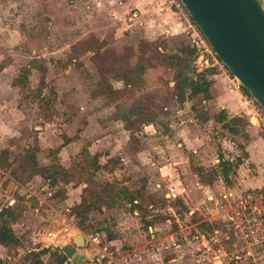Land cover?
Returning <instances> with one entry per match:
<instances>
[{
  "label": "rangeland",
  "instance_id": "obj_1",
  "mask_svg": "<svg viewBox=\"0 0 264 264\" xmlns=\"http://www.w3.org/2000/svg\"><path fill=\"white\" fill-rule=\"evenodd\" d=\"M261 3L264 7V0ZM114 5L111 0H0V192L4 194L0 206L10 197L6 195L16 200L8 204L20 213L12 227L21 244L7 250L19 253L16 260L24 264L35 260L33 248L43 243L34 245V237L51 224L61 229L47 234L58 246H43L51 252L61 245L55 239L59 232L62 239L73 233L88 239L99 234L98 246L87 240L84 247L92 260L83 264H99L97 258L108 264V257L101 256L104 250L120 264L125 260L162 264L161 257L174 254V241L191 249L194 232L184 228L185 219L173 223L180 196L170 195L160 167L175 159L178 137L173 131L182 119L189 125L193 116L198 124L205 122L203 131L218 132L215 135L222 131L214 121L206 122L209 116L202 94L194 96L195 103L181 104L175 97L176 72L168 56L184 41L157 39L145 45L139 35L117 34L110 21ZM94 39L101 43L100 52L115 61L116 70L106 72ZM138 61L143 65L140 82L128 87L119 67ZM25 67L31 71L23 94L12 82ZM40 89L46 116L39 102L27 95H37ZM139 98L154 112L156 122L143 123L135 114L130 119H139L136 127L128 129L116 117L117 109L130 108ZM35 145L39 165L61 164L69 181L61 175L44 192L43 177L24 184L14 177L26 149ZM192 162L195 171V156ZM218 163L219 157L207 168ZM96 190L105 193V201L91 208L80 227L72 209L82 196L90 199ZM127 190L136 196L133 205L124 200ZM31 191L42 194L45 202L40 203ZM164 227L169 234L177 231L175 237L158 239ZM107 232L114 239L109 240ZM192 257L188 250L183 264H193L196 257L194 261Z\"/></svg>",
  "mask_w": 264,
  "mask_h": 264
},
{
  "label": "crops",
  "instance_id": "obj_2",
  "mask_svg": "<svg viewBox=\"0 0 264 264\" xmlns=\"http://www.w3.org/2000/svg\"><path fill=\"white\" fill-rule=\"evenodd\" d=\"M111 1L115 5L113 6L114 9L110 21L117 34L127 31L130 35H139L141 39L149 41L168 39L174 42L184 41V45L193 46L188 22L173 9H161L160 3L162 0ZM213 70L215 72L208 75V78L212 80L210 98L205 99L204 95L201 96H203V103L209 116L206 122L214 121L216 127L222 132L215 135L218 132L203 131L201 126L205 122L198 124L196 122L197 119L193 116L189 119L191 121L189 125L182 119L180 123L175 125L173 131L174 136L178 137V148L175 149L176 152L173 154L175 159L173 162L170 161L160 167L162 176L167 178L166 183L170 186L171 183L178 180V186L182 190L178 195L180 196L178 202L180 209L173 212V223L179 225V221L185 219L187 223L184 228H190L194 232L189 239L191 249L187 244H182L178 240L174 241L171 248L174 254L168 257H161V262L159 263L162 264H183L187 259L188 250L194 256L192 257L194 261V258L197 257V246H199V241L196 240V237L202 234H209L216 227H221L223 224V220L220 218V206L223 203H227L223 201V194L232 192L235 195H239L248 188L264 186V133L250 118V108L244 102V96L247 92L233 85L232 74L227 70L217 68H213ZM193 99L194 97L187 101L195 103ZM222 110H225L227 119L218 121L216 116ZM235 117L245 120V125H240L238 123L239 120H234L236 122L227 121ZM241 152L245 154L241 156ZM190 154L196 157L198 165L205 167H210L212 161H215L219 154L223 155L224 159L232 162L234 171L230 175L231 184H227L221 175L212 183L202 182L192 169L194 156L192 157ZM165 167L168 168L166 174L163 172ZM172 169L173 171H171ZM2 194L0 192L1 201L3 200ZM6 196L12 198L10 194ZM166 220L170 221L169 219ZM164 221L165 219L162 222ZM165 225L168 224L165 223ZM21 226L26 228L24 223ZM55 228L56 226L51 224V226L41 229L38 232L39 235L34 237V245L36 242H42L43 244L39 247L35 246L33 250H39L43 246L50 245L58 247L55 244L56 242H53L55 245L50 241L46 242L48 241L46 240L48 233L61 230L60 228L55 230ZM165 229L166 227L163 228L164 233L160 234L158 239H164L168 236L175 237L177 231L169 234ZM174 229H177V226H174ZM75 235L73 233L62 239L59 232L55 238L58 240L57 243H61L59 249L66 243L73 244ZM85 238L87 245L88 238ZM160 249L163 248L159 247L158 250ZM87 251L86 247L78 248V252L86 253V262L92 260ZM260 254L261 258L259 256L257 258L260 263H264V254ZM19 255V253L9 254L7 247L0 245V264H14ZM42 257L43 261H48L49 259L48 253ZM97 260L98 263L104 264L101 259L97 258ZM124 263L131 264L127 260Z\"/></svg>",
  "mask_w": 264,
  "mask_h": 264
},
{
  "label": "trees",
  "instance_id": "obj_3",
  "mask_svg": "<svg viewBox=\"0 0 264 264\" xmlns=\"http://www.w3.org/2000/svg\"><path fill=\"white\" fill-rule=\"evenodd\" d=\"M200 28V27H199ZM96 42L95 46L97 55L101 59V62L104 64L106 72L110 71L111 68L113 70L117 69V65L115 64V61L109 58L108 55H104L100 52L101 49V43L97 39L93 40ZM145 45L151 44L152 41L143 39L142 41ZM134 49V48H133ZM145 51V49L143 50ZM196 56V47L190 46V45H184L182 44L175 53L168 56L170 60L172 61V67H174L176 72V81L174 84V89L176 91V98H178V101L182 104L183 102L192 99L194 96L202 94L204 95L205 99L210 98V85L212 80L208 78L209 74L214 73L215 71L213 68H206L201 72H196L195 75L191 76L190 72L193 70V61ZM143 69V65L141 62H136L134 65H129L126 67H119V70L122 71L120 74V77L122 81L125 83L126 86L131 87L136 82H140L139 76ZM30 68L25 67L21 74L14 79L13 84L15 86H19L21 90L24 92H27V84L29 80V74H30ZM119 74L116 75V78H118ZM243 89L249 93L244 87ZM119 92V90L117 91ZM28 98H30L33 101L39 102V106L43 112L41 114L46 116V107H45V96L42 95V90L40 89L39 93L37 95L27 94ZM144 101L140 98L137 100V103L130 107V108H118L116 112V117L118 119H121L125 122L126 128L133 129L136 127L137 121H132L130 119L131 115L140 114L141 122L143 123H155V117L153 111L150 110L147 106H143ZM156 115V114H155ZM218 121H223L227 119V116L225 114V110H222L217 116ZM234 120H239L240 125H245V120L243 119H237L232 118L227 120L228 122H236ZM226 125V124H224ZM37 151L38 146L35 145L33 147H29L26 149L25 157L20 163L19 173L16 172L14 174V177L21 183H28L30 180H32L35 176H41L44 178L45 186L42 188L43 191L47 192L49 189L52 188L53 183L59 179L61 175L65 176V179L69 181V175L67 174V169L63 168L61 164L57 165H51V166H41L38 163L37 160ZM97 163L92 162L91 164ZM96 167H98V164H96ZM195 172L197 173L198 177L202 182L204 180L209 179V182L206 183H212L216 177L221 175L224 178V181L227 184H231V178L230 175L233 173V166L232 162L224 159V156L219 154V163L218 166L212 169H209L203 165L195 164L193 167ZM97 188V187H96ZM123 192H120L115 195H121ZM52 195V194H50ZM105 193L102 190H96L95 193L91 194V198L87 199L86 197L82 196L80 203L75 204V208H73V214L75 217L79 218L78 226L82 227L85 220L87 219V215L92 207H100V203L102 201H105ZM136 199V196L129 190H127L124 194V200H126L128 203H131L133 205L134 201ZM109 203V201H108ZM20 217V213L15 210V207L12 205H8L7 203H3L0 207V245H4L7 248L9 247H18L21 244L20 238L15 233L12 223L17 221ZM173 218V217H172ZM108 233V239L112 240L114 239L113 234ZM35 260H30V263L32 264H42L43 263V255L47 254L49 255L48 264H67V257L63 253H61L60 249L55 248L53 251H48L47 248H41L39 250H33ZM100 264V263H99Z\"/></svg>",
  "mask_w": 264,
  "mask_h": 264
},
{
  "label": "built area",
  "instance_id": "obj_4",
  "mask_svg": "<svg viewBox=\"0 0 264 264\" xmlns=\"http://www.w3.org/2000/svg\"><path fill=\"white\" fill-rule=\"evenodd\" d=\"M160 8L173 9L188 22L192 36L191 41L196 47L194 72H201L206 68H217L227 70L230 73L225 63L213 50L202 30L191 18L182 0H162ZM232 83L236 88L243 89L240 81L233 75ZM244 102L250 108L251 120L264 133V108L250 93L245 94ZM177 182L178 180H175L169 186L170 195L174 197L182 191ZM31 194L36 195L40 203L45 202L42 194L39 195L35 191H31ZM10 200L16 201L14 198H7L5 203L8 204ZM223 201L227 202L220 206V218L223 220V224L221 227H216L211 233L202 234L197 236V239L195 238L199 241V246H197V257L193 264H264L260 263L257 258L260 257V253L264 254V186L248 188L239 195L226 192L223 194ZM88 242L98 246L101 242L99 234L88 239ZM101 256L103 258L108 257V264H120L105 250L101 252ZM14 264L24 263L15 260ZM42 264H48V262L43 261Z\"/></svg>",
  "mask_w": 264,
  "mask_h": 264
},
{
  "label": "water",
  "instance_id": "obj_5",
  "mask_svg": "<svg viewBox=\"0 0 264 264\" xmlns=\"http://www.w3.org/2000/svg\"><path fill=\"white\" fill-rule=\"evenodd\" d=\"M217 56L264 108V7L261 0H182ZM86 238L61 246L67 264H83Z\"/></svg>",
  "mask_w": 264,
  "mask_h": 264
},
{
  "label": "bare ground",
  "instance_id": "obj_6",
  "mask_svg": "<svg viewBox=\"0 0 264 264\" xmlns=\"http://www.w3.org/2000/svg\"><path fill=\"white\" fill-rule=\"evenodd\" d=\"M54 236H56L55 234H54ZM51 237H49V236H46V240H48V241H51V239H50Z\"/></svg>",
  "mask_w": 264,
  "mask_h": 264
}]
</instances>
